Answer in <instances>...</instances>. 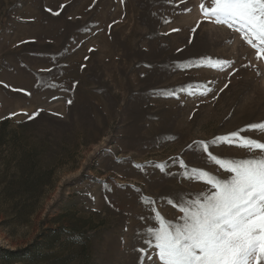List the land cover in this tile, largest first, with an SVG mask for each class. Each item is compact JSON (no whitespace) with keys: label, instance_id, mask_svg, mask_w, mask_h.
<instances>
[{"label":"rangeland","instance_id":"obj_1","mask_svg":"<svg viewBox=\"0 0 264 264\" xmlns=\"http://www.w3.org/2000/svg\"><path fill=\"white\" fill-rule=\"evenodd\" d=\"M202 3L0 0V121L22 136L0 151V264H162L156 213L180 223L181 198L210 189L183 173L229 176L190 146L264 122V52Z\"/></svg>","mask_w":264,"mask_h":264},{"label":"snow or ice","instance_id":"obj_2","mask_svg":"<svg viewBox=\"0 0 264 264\" xmlns=\"http://www.w3.org/2000/svg\"><path fill=\"white\" fill-rule=\"evenodd\" d=\"M200 8L206 19L242 33L248 44L258 48V55L264 52V0H211V7L202 3ZM202 59L211 63L196 67L224 70L233 64L228 60L212 61L210 57ZM249 130L264 132V122L214 137L211 144L197 141L190 146L206 153L208 160L229 176L222 179L204 169H193L195 176L187 171L183 173V178L188 180L207 177L204 182L210 189L192 199L181 198L180 210L184 216L180 223L166 222L156 213L159 227L148 228L146 239L149 244L154 242L162 264H261L264 261V143L241 135ZM221 145H235L252 153L260 150V153L225 160L209 151L210 147Z\"/></svg>","mask_w":264,"mask_h":264},{"label":"trees","instance_id":"obj_3","mask_svg":"<svg viewBox=\"0 0 264 264\" xmlns=\"http://www.w3.org/2000/svg\"><path fill=\"white\" fill-rule=\"evenodd\" d=\"M39 114H42V113L39 112ZM37 116H38V113L27 118L24 122H22L20 124V127H22V129H25L26 126L29 123H31L34 120V118H36ZM11 123H12V121L10 118L3 119L0 121V151H2V149L4 148L5 145H9L11 150H16L18 148V144H19L18 142H19V140H21L22 136L19 135L20 133L16 129L12 128ZM7 136H11V139L8 140ZM17 136H19V138H17ZM52 171H53V169H48L45 171L44 174H46V175L50 174ZM24 189L26 190L27 188L21 189L22 191L20 190L19 196L21 194L23 196V193L25 192V191H23ZM5 253L9 258H15V256H17L18 251L7 250V251H5Z\"/></svg>","mask_w":264,"mask_h":264}]
</instances>
